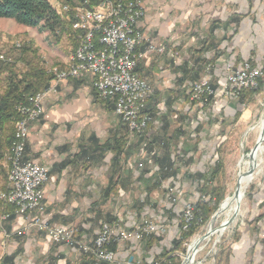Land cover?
<instances>
[{
	"label": "rangeland",
	"instance_id": "1",
	"mask_svg": "<svg viewBox=\"0 0 264 264\" xmlns=\"http://www.w3.org/2000/svg\"><path fill=\"white\" fill-rule=\"evenodd\" d=\"M130 1L132 0H117L116 2L127 4ZM142 1L144 16L140 21L139 29L146 15V4L157 0ZM49 2L57 13L66 5H70L72 10L82 5H85L88 9H93L101 3V0L92 8L87 6L90 3L88 0L87 3L85 1L81 3L78 0H74L71 3L65 0H49ZM200 2L206 6L207 12L204 16L207 21L206 25H202L203 22L200 20L198 25L194 27L196 30L194 33L196 43L194 50L197 51L198 57L193 62L190 60V66L187 65V61L184 62L182 60V50H178L174 44L168 47V44L162 42L160 38L154 37V39H148L156 47L158 45L165 46L166 52L164 54L149 52L150 43L146 42L147 36L140 29L145 38V41L138 50L143 55L140 61L149 59L154 55H159L166 58L173 71H175V68L179 69L183 66L186 68L188 66L190 69V73L186 74V76L184 74L175 76V80L173 81L175 87L172 90L161 89V92H173L176 101L172 100L173 97H169V99L166 97L168 99L167 102L173 103V107L171 106L170 109H168L169 105H167L166 101L164 102L165 108L158 105L162 101L160 99L161 95L166 96L167 93L160 94L156 81L150 82L144 79L151 88L150 98L157 103L154 107H151V104H149L151 99L149 98L146 105V112L152 116V124L148 128V133L153 131V129L155 132V129L159 128L158 134H164L167 138L172 137L173 141L175 140L172 142V148L174 147L172 152L175 153L179 145V141L175 139V135H177L180 122L179 124L177 121L169 123L168 118L178 113L176 111V108H178V110L183 113L185 112L188 116V119H184L183 122L184 129H182V124H180L181 132L179 137L182 136L183 142L186 140L184 145H188L189 149H194V154L196 155L193 158V162L188 163V166L192 165L188 168L190 171L184 170L183 173L178 174L180 176L175 174L176 180L174 181L178 180L179 185L175 184L171 186V184L167 185L166 182H163V188H156V185L152 181L154 177L152 175L145 176L146 174L142 176L141 173L142 170H145V167H148L151 171L160 168V166L156 165L155 158L164 156L162 151L164 146L154 141H151L148 145L142 144L143 138L147 135L133 136L134 138L131 139L130 132L123 125L127 137L131 139V143L134 140L137 142V154L132 155V157L134 166L139 171L141 170L140 173L138 172V176H140L134 180V176L129 177L128 175L122 182L121 187L123 190L128 191L127 186L130 187L129 202L118 209L124 221L121 222L113 216L112 221L107 222L106 213L113 211L108 210L104 211L106 212L104 216L99 217L95 228H99V233L101 225L104 223L117 225L120 229H123L122 231L125 229L130 234L140 233V239H132L126 243L123 246L124 250L120 251V255L124 257L120 259L117 256V262L113 264H154L155 261L163 262L166 259L164 255L176 257V261L172 264H176L179 260L181 261L180 264H183L190 245L194 240L207 234L211 221L219 213L221 205L229 197L233 198L240 176V161L249 156L259 139L254 129L261 123L262 117H264V0H201ZM202 4H199V6H202ZM57 15L60 16L67 29L69 28L71 32V14L59 15L57 13ZM234 17H237L236 23L232 22V18ZM20 45L22 48H29V51L23 53L22 48L20 49L19 47ZM15 47L19 48L16 49ZM76 47L77 39L75 36L72 38L60 33L40 32L38 28L26 29L14 20L0 19V57H3L0 60L3 61L6 57L11 58V64H14L16 70H19L21 73L27 70L26 68L29 66L30 60L31 62L38 63L40 68L47 70L52 76L47 89L55 83V76L52 70L67 67L68 64L62 67L60 61L65 55L70 54L72 51L74 52ZM202 60L207 61L209 65H206L199 76H197L191 70L193 68L195 70L196 62L198 65L199 61ZM246 64L251 69H259L261 71L262 76L258 80V87L256 89L237 90L230 86V88L226 89L225 86L229 85L227 83L228 71L241 69ZM178 72L180 73V69ZM6 76H8V72L0 75V92L6 86ZM204 80L210 81V85L214 91V94L208 98L209 102H205L207 98L204 96L193 98L192 95L193 86ZM217 86H219V89ZM176 88L178 89V93L175 91ZM55 91L51 92L50 95L55 93ZM217 95L219 105L220 103L223 106L230 104V106L235 108L232 111V116L226 117L223 113L215 112L218 107H215L213 103ZM111 104L115 113L114 104ZM17 121L13 123L12 129L9 130L12 135L13 133L15 134ZM163 123H168L167 127H164ZM9 131L8 133L10 134ZM182 132L184 135H182ZM188 141H190L189 144ZM162 142H164V145L166 144L165 141ZM199 144L205 148L203 152L198 149ZM9 153L10 148H7L0 155V195L7 190ZM207 158H210L209 162H207ZM262 160L261 169L257 167L254 180L246 189L236 221L222 234L215 233L204 241L205 243L201 244L200 249L202 248V250L196 256L194 264H226V260L229 259L228 256L235 245V239H237L241 232H257L260 234L257 237L260 245H264V152ZM219 163L220 165L217 167ZM172 164L175 166V161ZM199 164L200 169L203 168V173L196 171ZM100 166L101 169H106L107 164L103 161ZM216 170H219V172L216 178L213 179L214 181H212V173ZM208 172V180L204 179L203 181L207 184L204 191L199 186L202 180L199 177L197 179V175ZM152 174L154 175V173ZM97 175L102 186H104L107 183V173H103L101 170ZM182 175L184 176L183 178ZM213 175L215 176V174ZM171 179H173L172 176H169L170 181ZM218 196L221 197V202L216 205L215 200H217ZM187 202L195 204V219L191 227L187 231H184L182 228L184 221L183 213ZM199 203H204L214 209L207 213L209 215H206L208 219L203 220L201 212L197 208ZM108 208L113 207L108 206ZM10 209L11 212L9 211ZM6 215L8 216L7 219L4 217V220H0V264H3L5 258H12L13 260L12 263L7 264H18L17 255H19L21 245L27 243V239L21 238L19 240L17 234H24L22 231L26 230L25 226L30 227L29 224L34 218L35 213L19 216L30 217V221L28 220L29 222L22 227L23 230L20 232L17 230L13 233H10L9 228H11V223L18 216L14 209L6 206L0 200V218ZM222 217L225 218V216L217 217L214 224L216 226L215 230L226 222L227 219ZM47 221L50 226L59 227L51 225L49 219ZM146 222H152L160 231L149 234L139 232L138 228H144ZM191 230L194 231L193 236L189 240L183 241L182 235ZM176 241L182 242V245L178 250L174 251ZM113 245L117 246L116 244ZM20 256L24 257L23 253Z\"/></svg>",
	"mask_w": 264,
	"mask_h": 264
},
{
	"label": "crops",
	"instance_id": "2",
	"mask_svg": "<svg viewBox=\"0 0 264 264\" xmlns=\"http://www.w3.org/2000/svg\"><path fill=\"white\" fill-rule=\"evenodd\" d=\"M200 1L157 0L153 3L149 2L146 4V15L140 29L147 38L157 37L167 43L168 47L173 44L177 46L178 50H182V60L187 61V65L190 66V60L193 62L198 57L197 51L194 50L196 44L194 27L200 20L203 22L202 25H206L207 21L204 16L207 12L206 6ZM25 28L28 29V27ZM72 53L73 51L62 57L60 61L62 67L68 64ZM138 64V74L150 82L156 81L160 94L167 93L166 96L161 95L162 101L158 103L164 108L166 107L164 102H167L169 97H173V101L175 98L173 92H161V89L172 90L175 87L173 81L176 75L186 76L190 73L188 66L179 68L180 73L178 68L173 71L166 58L159 55L151 56ZM93 82L92 76L85 74L82 78L68 79L57 86L55 93L43 103L42 117L30 126V136L24 155V162L35 161L49 169L48 182L44 185L43 191L47 209L46 217L51 225L75 226L78 230V239L85 242H91L98 234L99 228H95L96 223L99 217L105 215L104 211L113 210L106 213L107 216H111V219L115 216V219L124 221L118 209L129 202L130 187L127 186L128 191L123 190L122 182L128 175L129 177L134 176V180L138 179L140 176L138 172L141 171L133 164L132 155H136L138 150L136 140L131 143V139L127 137L120 118L114 113L113 105L98 99ZM217 87L219 89V86ZM175 91L178 93L177 88ZM149 104L154 107L157 103L151 99ZM213 104L218 107L215 112L223 113L226 117L232 116V111L235 109L230 104L223 106L220 103V106L218 95ZM167 105H169L168 109L173 107L171 102H167ZM176 109L178 113L169 117L168 122L177 121L178 124L180 122L184 129L183 122L188 116L185 112ZM163 124L164 127L168 125V123ZM180 124L178 126L180 130L178 128L179 131L177 130V135H175V139L179 141L175 153L172 152L174 148H172V142L175 140L173 141L172 137L167 138L164 134H158L159 128H156L155 132L153 129L151 134L146 136L147 138H143L142 143L148 145L154 141L163 145V155L169 154L171 162L175 161L172 170L176 171L177 176H180L178 174L183 173L184 170L190 171L188 168L192 165L188 166V163L193 162L196 155L194 149H189L188 145H184L186 140L183 142L182 136L179 137ZM182 135H184L183 132ZM121 140H124L126 145L119 169L114 160L116 153L111 151V148L113 149L114 144ZM162 141L166 144L164 145ZM198 147L202 152L205 149L200 144ZM103 161L107 164L106 169L100 168ZM209 161L210 158H207V162ZM202 169L199 164L196 171L203 173ZM101 170L107 173V183L104 186L97 175ZM149 171L151 170L145 167L141 175H152L156 188H163V182L171 186L179 185L178 180L174 181L176 175L172 176L171 181L167 178L156 183L155 175L160 168L152 170L151 173ZM108 206L113 208H108ZM29 218L16 217L9 228L10 233L23 230L22 227L30 221ZM22 232L24 234H17V238L19 240L26 238L27 243L20 247L19 255H17L18 264H104L92 257H84L74 249L52 243L47 235L36 228ZM259 235L257 232H241L235 239V245L226 264H264V245H260L257 238ZM122 249L124 250V247L117 250L120 259L124 257L120 255ZM22 253L24 257L20 256Z\"/></svg>",
	"mask_w": 264,
	"mask_h": 264
},
{
	"label": "built area",
	"instance_id": "3",
	"mask_svg": "<svg viewBox=\"0 0 264 264\" xmlns=\"http://www.w3.org/2000/svg\"><path fill=\"white\" fill-rule=\"evenodd\" d=\"M87 3V1H85ZM143 1L132 0L127 4L101 0L95 8L85 5L72 10L66 5L59 10V15L71 14V33L77 39L73 52L72 68L61 69V78L55 79L52 87L32 96L27 103L19 104L17 112L20 118L16 122L14 156L9 161L8 185L0 200L15 210L17 216L35 213L29 226L47 235L54 244L64 245L76 250L80 255L92 256L100 263L113 264L118 252L110 250L125 246L132 239L139 240L140 233L130 234L117 225L104 223L95 239L85 242L77 237L75 226L52 227L47 221L43 187L49 178V170L35 161L24 162V155L30 135V126L44 113L43 103L50 93L55 91L59 82L79 79L90 74L98 99L113 103L115 114L130 132L131 139L148 135L152 116L146 112V105L151 95V88L137 73L138 62L143 55L138 51L145 38L139 29L142 20ZM150 40L147 38V41ZM149 52L164 54L165 46L149 44ZM3 59V57H0ZM262 74L259 69H251L248 64L238 70L228 71L226 89H256ZM210 81L196 83L192 88L193 98L214 94ZM205 102H209V100ZM134 136V137H133ZM195 204L187 202L183 213V230L187 231L194 222ZM7 219L2 216L0 220ZM47 219V220H46ZM139 232L157 233L160 231L152 222H146ZM163 233V232H161Z\"/></svg>",
	"mask_w": 264,
	"mask_h": 264
},
{
	"label": "trees",
	"instance_id": "4",
	"mask_svg": "<svg viewBox=\"0 0 264 264\" xmlns=\"http://www.w3.org/2000/svg\"><path fill=\"white\" fill-rule=\"evenodd\" d=\"M65 1L71 3L74 0ZM78 1L82 3L87 0ZM88 1L90 3L87 6L91 8L100 2V0ZM112 1L116 2L117 0ZM57 13H59V11ZM57 13L50 4L49 0H0V19L14 20L21 26L28 28H38L40 32H49L51 34L60 33L61 35L65 34L74 38L69 28L67 29L66 25L63 23L62 19L57 15ZM236 21L237 17L232 18L233 23H236ZM19 47L20 49L22 48L21 45ZM19 47L15 48L18 49ZM27 51H29V48H22L23 53H27ZM206 65H209V63L205 60L199 61L198 65L196 62L195 70L193 68L191 71L192 73H195V75L199 76ZM26 69L27 70L23 69L24 71L22 73L19 70L17 71L14 64H11V58L8 57H6L5 60L1 61L0 63V75L8 72V76H6V86L0 92V155L3 153V151H6L7 148H10L8 161L9 158H11L14 154V147H12L14 142V133L12 135L9 130L12 129L11 126L13 123L20 118V115L17 112L19 104L27 103L30 97L44 92L49 87V84L52 80V76L47 72V70L40 68L38 63L31 62V60L29 66H27ZM8 131L11 135L8 133ZM125 145V141L121 140L114 144L113 149L111 148V151L116 153L114 160L115 165L118 166L119 169L121 166L122 155L125 154ZM155 160L156 165L160 166V171L155 175L157 180L156 183L169 178V176H175L176 171L172 170L173 164L169 154H165L161 158H155ZM219 165L220 163L217 165V167H219ZM218 172L219 170H216L212 173V181H214L213 179L216 178ZM205 174L197 175V179L199 177L202 180L199 186L200 188L204 189V191L207 184H205L203 181L204 179H206V181L208 180L209 172ZM213 174H215V176ZM219 202H221L220 196H218L217 200H215V204L217 205ZM197 208H199L203 220L208 219L207 216L209 215L207 213H209L211 210H214L211 208V206H208L204 203H199ZM9 211L11 212V209ZM106 221L111 222V216H106ZM193 232L194 231L191 230L190 232L183 234L182 240H189L193 236ZM181 245L182 242L176 241L174 251L178 250ZM116 247L117 246L112 245L109 249L116 251ZM169 256L170 255H164L166 258V261L164 260L165 262L155 261L154 264L174 263L176 261V257ZM12 261V258H5L3 264L12 263ZM180 263V260L179 262H176V264Z\"/></svg>",
	"mask_w": 264,
	"mask_h": 264
},
{
	"label": "bare ground",
	"instance_id": "5",
	"mask_svg": "<svg viewBox=\"0 0 264 264\" xmlns=\"http://www.w3.org/2000/svg\"><path fill=\"white\" fill-rule=\"evenodd\" d=\"M71 58H73V53L71 55ZM71 58L69 60L68 66L65 67V68H72ZM52 71H53L54 76H55L54 79L61 78V69L55 68ZM262 118L263 119H262L261 123L257 127H255V129H254V131L257 132V136H259V139L261 140L258 152L254 156V158H253L254 160L250 161V159H249V161H248V157H245V158L242 159V161H240V164H239L240 176H239L238 184H239L240 193H241L240 201H243L246 189L248 188V186L254 180V176L253 177H247V178L243 177V175L245 173V170L247 169L248 165L250 164L249 167L252 166V164H254L255 160H256V163L258 165L257 166L258 168H260L261 163L263 164L262 155H263V152H264V117H262ZM13 156H14V154H13ZM13 156L11 158H9V161L12 160ZM249 167H248V169H249ZM247 170H246V172H247ZM235 207H236V201L234 200V198L229 197L224 202V204L221 205L220 213H219L218 217L219 216H225V218L228 220L232 216V214L234 213ZM222 218H224V217H222ZM214 224L209 227L208 232L211 231L212 229H215L216 226H214ZM198 239L194 240V242L190 246V248H189V254L190 255H193L194 247L196 246V243L198 242ZM201 250H202V248L196 253L197 255L196 254L194 255L193 261H191L190 264H194L195 263L196 256H198V253L201 252Z\"/></svg>",
	"mask_w": 264,
	"mask_h": 264
},
{
	"label": "water",
	"instance_id": "6",
	"mask_svg": "<svg viewBox=\"0 0 264 264\" xmlns=\"http://www.w3.org/2000/svg\"><path fill=\"white\" fill-rule=\"evenodd\" d=\"M261 140L259 139L256 143V146L251 150L248 158L250 159V161L254 160V156L256 155V153L258 152L259 146H260ZM257 163L256 160L254 161V164H252V166L249 167V169L247 170V172L244 173L243 177H253L255 175V172L257 170ZM239 180V179H238ZM240 188H239V184L237 183V189L233 195L234 200L236 201V207L234 210V214L233 216L227 220L226 222H224L219 228L212 229L211 231L207 232V234H205V236L201 237L198 239V242L196 243V246L194 247V251H193V255L189 254V250H188V254L184 259L183 264H190L191 261H193V257L194 255L200 250V246L201 244L206 241L210 236L214 235L215 233H223L227 228H229L237 219V216L240 212V207H241V203L242 201H240ZM220 213V211H219ZM218 213V214H219ZM218 214L214 216V218L211 221V225H213L215 223V221L217 220ZM192 245V244H191ZM190 245V246H191Z\"/></svg>",
	"mask_w": 264,
	"mask_h": 264
}]
</instances>
